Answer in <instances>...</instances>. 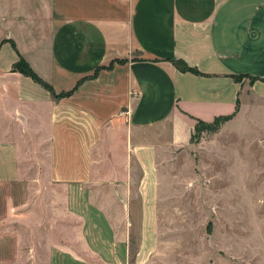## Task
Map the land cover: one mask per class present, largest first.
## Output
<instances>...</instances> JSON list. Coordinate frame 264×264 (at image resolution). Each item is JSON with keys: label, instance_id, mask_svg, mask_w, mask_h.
<instances>
[{"label": "crops", "instance_id": "obj_1", "mask_svg": "<svg viewBox=\"0 0 264 264\" xmlns=\"http://www.w3.org/2000/svg\"><path fill=\"white\" fill-rule=\"evenodd\" d=\"M262 111L264 0H0V264H154L197 122Z\"/></svg>", "mask_w": 264, "mask_h": 264}, {"label": "rangeland", "instance_id": "obj_2", "mask_svg": "<svg viewBox=\"0 0 264 264\" xmlns=\"http://www.w3.org/2000/svg\"><path fill=\"white\" fill-rule=\"evenodd\" d=\"M243 117L238 135L197 124L176 155L177 191L159 213L173 240L154 264H264V111Z\"/></svg>", "mask_w": 264, "mask_h": 264}, {"label": "trees", "instance_id": "obj_3", "mask_svg": "<svg viewBox=\"0 0 264 264\" xmlns=\"http://www.w3.org/2000/svg\"><path fill=\"white\" fill-rule=\"evenodd\" d=\"M174 65L182 72H193V73H197V71H195L194 69L189 68L187 65H185L182 62H175ZM14 70H16L17 72H20L21 74L30 77L34 82L40 84L41 86H43L45 89H47L52 97L55 100H59L61 98L67 97L69 95V93H62V94H55L54 91L51 89L50 86H48L47 84H45L44 82H42L34 72H32V70L27 66V64L20 60L18 63H16V65L14 66ZM230 117H221V118H217L215 119L212 123H204L202 121H198L197 124L199 125H204V126H210L211 129L209 130L210 132H215L218 127L223 124L224 122H226ZM215 126V127H214ZM195 130L197 131V125L195 127Z\"/></svg>", "mask_w": 264, "mask_h": 264}, {"label": "built area", "instance_id": "obj_4", "mask_svg": "<svg viewBox=\"0 0 264 264\" xmlns=\"http://www.w3.org/2000/svg\"><path fill=\"white\" fill-rule=\"evenodd\" d=\"M122 114H124L125 116H128L129 115V112L127 111V112L122 113Z\"/></svg>", "mask_w": 264, "mask_h": 264}]
</instances>
